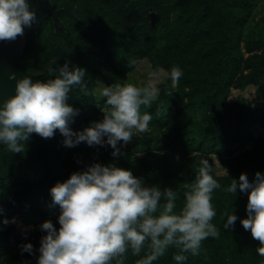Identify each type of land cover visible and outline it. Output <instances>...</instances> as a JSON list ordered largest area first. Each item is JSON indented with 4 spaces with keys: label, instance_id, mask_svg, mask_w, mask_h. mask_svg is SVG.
I'll use <instances>...</instances> for the list:
<instances>
[{
    "label": "trees",
    "instance_id": "trees-1",
    "mask_svg": "<svg viewBox=\"0 0 264 264\" xmlns=\"http://www.w3.org/2000/svg\"><path fill=\"white\" fill-rule=\"evenodd\" d=\"M62 24L50 16L26 32L22 59L32 60L33 79L53 78L50 69L63 65L85 69L89 91L114 82H130L140 61L153 71L163 70L164 83L152 108L150 131L119 145L123 155L113 158L107 145L81 142L68 147L57 129L51 138L30 134L23 154L0 143V264H36L41 224L50 220L59 227V206L52 204L50 189L73 172L94 162L115 163L129 169L147 184L172 187L183 202L184 184L195 178L201 159L212 165V174L223 187L241 173L249 180L264 174V5L258 0H51ZM263 4V5H262ZM261 9V10H260ZM257 16L259 18H257ZM132 61H135L133 64ZM178 66L183 75L172 96L165 94V79ZM146 80V74L139 72ZM147 82V81H146ZM255 87V96L234 89ZM68 103L78 110L69 126L81 132L102 120L103 101L73 88ZM75 137H73L74 139ZM234 144L242 148L235 154ZM248 196L222 190L213 193L217 211L213 223L218 239L203 242L200 257L187 264H260L258 241L240 223L246 218ZM225 211L237 216L234 226L223 228ZM33 225L29 237L17 232ZM31 243L33 253L23 252ZM174 249L154 264H175ZM207 256V259L204 257ZM138 257L129 255L126 264Z\"/></svg>",
    "mask_w": 264,
    "mask_h": 264
},
{
    "label": "clouds",
    "instance_id": "clouds-1",
    "mask_svg": "<svg viewBox=\"0 0 264 264\" xmlns=\"http://www.w3.org/2000/svg\"><path fill=\"white\" fill-rule=\"evenodd\" d=\"M36 19L29 0H0V41L15 40ZM50 73L53 78L46 80L29 75L16 79L14 94L0 100V143L8 151L23 154L30 134L51 138L58 129L68 147L81 142L104 145L103 137H107L115 159L123 155L119 145L150 131L153 117L145 109L158 101L164 80L154 77L157 82L143 86L114 82L89 91L82 67L66 61ZM182 75L180 67L170 69L165 78L170 80L164 87L166 95L174 94ZM77 86L83 95L93 96L97 103L103 101L102 120L78 133L69 126L78 110L68 103ZM212 172L209 161L201 159L194 180L183 186L179 206L178 193L172 187L147 184L144 177L115 163L94 162L73 172L50 189L52 204L60 209L59 227L50 220L41 224L46 234L40 239L36 264H126L129 255L138 257L135 264H154L169 249L175 250V264H187L190 256L202 255L205 240L220 237V229L213 223L217 215L213 193L222 190L236 195L237 189L248 196L247 216L240 223L258 241L256 252L264 257V174L256 172L250 181L241 173L239 182L232 179L222 188ZM222 216L226 217L224 229L234 226V211ZM14 222L3 218L0 227ZM22 251L33 253V245L25 243Z\"/></svg>",
    "mask_w": 264,
    "mask_h": 264
},
{
    "label": "water",
    "instance_id": "water-1",
    "mask_svg": "<svg viewBox=\"0 0 264 264\" xmlns=\"http://www.w3.org/2000/svg\"><path fill=\"white\" fill-rule=\"evenodd\" d=\"M30 8L36 13V21L31 27L24 28V34L13 41H0V100L14 94L15 80L25 75L37 76L29 70L32 60H23L22 53L26 42V32L40 24L42 19L50 16L55 26L62 24L51 0H29ZM13 75L15 78L13 79Z\"/></svg>",
    "mask_w": 264,
    "mask_h": 264
},
{
    "label": "rangeland",
    "instance_id": "rangeland-1",
    "mask_svg": "<svg viewBox=\"0 0 264 264\" xmlns=\"http://www.w3.org/2000/svg\"><path fill=\"white\" fill-rule=\"evenodd\" d=\"M258 1H259V3H261V2L263 3L262 0H258ZM261 8H263V9H262V11H259V16H260V12L264 13V5ZM257 18H259V17L257 16ZM138 71L146 74L147 76H146V80H145L141 76V74L139 72H137V74H135L133 79L130 81L131 83H134L137 86H143L147 83L157 82V80L154 79V77L162 80V77L165 76V71H163V70L153 71L150 67L147 66V64L145 62H142V61H140V63L138 64ZM254 92H255L254 86H249L248 88H246L244 90L234 89L232 92V95L229 99L232 100L233 97H235L239 94H242L243 96H246L247 98L251 99L255 96ZM254 129L255 130L252 134L264 135V128L263 127H256ZM241 148H242L241 145H235L234 144V153L236 154ZM33 227L34 226L32 224L31 225H27V224L22 225V226H20V229L17 232V235H19L20 238L25 239V238L29 237L30 233L33 230Z\"/></svg>",
    "mask_w": 264,
    "mask_h": 264
}]
</instances>
